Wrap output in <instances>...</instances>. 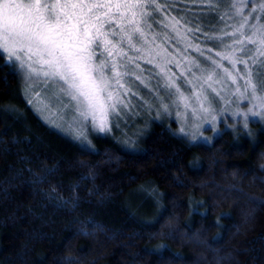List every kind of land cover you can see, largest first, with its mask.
<instances>
[{"label":"trees","instance_id":"1","mask_svg":"<svg viewBox=\"0 0 264 264\" xmlns=\"http://www.w3.org/2000/svg\"><path fill=\"white\" fill-rule=\"evenodd\" d=\"M234 1L158 0L210 45ZM5 61L0 264H264L263 124L207 145L152 121L134 148L118 134L83 145L40 118Z\"/></svg>","mask_w":264,"mask_h":264},{"label":"rangeland","instance_id":"2","mask_svg":"<svg viewBox=\"0 0 264 264\" xmlns=\"http://www.w3.org/2000/svg\"><path fill=\"white\" fill-rule=\"evenodd\" d=\"M251 1L247 0V5ZM234 2L239 5L241 0ZM259 4H264V0H257L255 5L250 7V11L247 10V6L242 9L243 14L249 17L248 25L243 29L245 36H240L236 32L241 19L236 15V10L231 6L230 14L223 13L227 21L224 23L231 25L214 33L215 45H210L208 42L212 37L197 39L195 36L199 35L200 29L185 25L179 19H177L179 23L175 26L176 31H173L171 26L165 28L164 18L167 17L170 21L174 17L169 13L161 15V23L156 30H145L148 45H143L135 38L133 49H129L126 43L117 44L112 56L108 58L105 75L113 86L110 90L114 95L116 91H120L127 107L120 112L119 118L108 116L109 130L104 132L93 126L91 118L87 121L82 120L74 111V102L68 97L62 96L61 100L52 98L53 84L51 82L45 84L42 78H29L27 70L21 68L18 63H15L14 67L21 76L28 102L40 118L83 145L89 143L91 134H118L125 143V147L134 148L152 121H167V125L168 122L174 121L179 134L194 144H211L223 131H238V133L250 135L252 122L264 125V108L251 96L250 88L245 90L247 76L244 74V64L237 63L235 66L236 71L240 73V76H236V72L232 73L236 77L235 83L231 79L224 78L223 69L232 71V65L224 57L232 56L233 49L236 57L242 56L244 60H249V56L240 51V46L235 44V41L246 40L251 25L264 24V16L253 11ZM163 35H166L168 39L163 40L161 38ZM153 37H155L154 41ZM245 47L246 49L255 48L250 43ZM136 48L142 50L136 52ZM121 52L124 55H121ZM127 57H132L131 63H127ZM100 59L104 57L98 54L97 62ZM149 60L151 63H148ZM213 60L220 65L219 68H215V71H213ZM261 61H264V56H261L256 64H252L249 60L248 65L257 96L264 95V66ZM112 62L119 65L115 69L116 72L128 73L121 81L123 89H117L115 81L111 80L113 70L110 64ZM8 63L13 65L14 62ZM126 63L127 68L124 67ZM137 64L139 68L136 67ZM162 73H167L170 78H173L176 87L180 90L179 94L176 88L165 86V77ZM210 74L212 79L208 80ZM137 76L140 79H137ZM185 80L190 83H185ZM124 89L128 91L125 92Z\"/></svg>","mask_w":264,"mask_h":264},{"label":"snow or ice","instance_id":"3","mask_svg":"<svg viewBox=\"0 0 264 264\" xmlns=\"http://www.w3.org/2000/svg\"><path fill=\"white\" fill-rule=\"evenodd\" d=\"M172 2L163 0L164 5ZM231 6L236 10V15L241 17L236 32L245 36L243 29L248 25L249 17L243 14L242 9L247 6V0ZM253 11L264 16V4H259ZM154 14H163L158 0H0V59L6 57V63L14 62L12 66L18 63L27 70L29 78H42L45 84L51 82L52 98L61 100L62 96L68 97L74 102V111L82 120L91 118L93 126L104 132L109 130L108 116L119 118L120 112L127 107L121 92L116 91L114 95L110 90L113 86L105 75L108 58L117 44L126 43L129 49L135 48L134 38L148 45L145 30H151L149 18L154 23H160ZM164 19L166 23L163 26H171L176 31L175 26L179 21L175 17L170 21L167 17ZM161 38L168 39L166 35ZM249 43L255 48L246 49L245 45ZM235 44L240 46L244 55L249 56L252 64H256L264 56V24L251 25L247 39H237ZM141 50L135 49L136 52ZM98 54L104 59L97 62ZM121 55L124 53L121 52ZM224 59H228L232 65L231 72L227 68L223 69L224 78L231 79L233 83L236 77L232 73L236 72V76H240L236 64H244V74L247 76L245 90L250 88L251 96L264 108V95L257 96L256 86L252 83L249 60H244L242 56L236 57L234 49L233 55H226ZM131 62L132 57H127V63ZM212 64L213 71L220 67L215 60ZM261 64L264 66V61ZM118 66L116 62L110 64L113 70L111 80L115 81L117 89H123L121 81L128 73L116 72ZM136 67L139 68V65ZM162 75L165 77V86L176 88L179 94L180 90L173 78L167 73ZM136 78L140 79L139 76ZM207 79H212L211 74ZM185 83L190 82L185 80Z\"/></svg>","mask_w":264,"mask_h":264}]
</instances>
